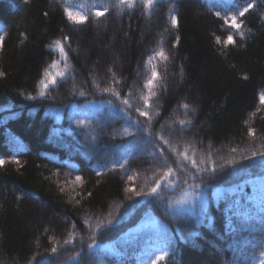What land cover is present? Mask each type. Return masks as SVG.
I'll return each mask as SVG.
<instances>
[{
	"label": "trees",
	"instance_id": "1",
	"mask_svg": "<svg viewBox=\"0 0 264 264\" xmlns=\"http://www.w3.org/2000/svg\"><path fill=\"white\" fill-rule=\"evenodd\" d=\"M238 2L157 0L147 15L139 3L121 11L117 0H0V264H149L166 243L160 264H253L264 244V192L246 181L264 176V157L248 158L264 152V0L238 21L243 37L221 18ZM103 5L109 12L97 17ZM66 10L87 22L74 23ZM229 34L235 45L225 43ZM57 40L70 67L40 96L45 70H65ZM160 49L169 59L153 61L161 77L153 119L132 111L129 121L103 89L115 73L114 90L143 108L147 60ZM136 120L163 156L145 142L147 131L132 127ZM160 132L178 151L187 148L198 170L156 141ZM165 158L175 188L129 191H150ZM185 191L204 193L203 208L179 215L167 207Z\"/></svg>",
	"mask_w": 264,
	"mask_h": 264
},
{
	"label": "snow or ice",
	"instance_id": "2",
	"mask_svg": "<svg viewBox=\"0 0 264 264\" xmlns=\"http://www.w3.org/2000/svg\"><path fill=\"white\" fill-rule=\"evenodd\" d=\"M157 0H117V3L113 5L114 7H118L121 11L124 9H134L137 5V3L141 4L143 8L145 9V14L151 15L152 9L154 5L156 4ZM255 2L254 0H239L238 3L233 4V11L230 16H224L221 17L223 20H225L226 23H228V26L230 28L236 29L237 34L241 37H243L244 33L242 31H239L242 25V21H240L241 18H243L246 13H248L251 9L255 8ZM103 10H97L95 12V15L97 17H103L109 12V6L103 5ZM68 19L73 21L76 24H83L87 22L88 17L85 15H82L78 12H73L71 10H66ZM217 16H220V13H216ZM172 23L173 25L177 24L176 17H172ZM65 39H68L65 37ZM3 37L0 36V45H2ZM217 43H220V38L217 37ZM228 45H235L236 41L233 39V36L229 34L227 36V39L225 41ZM55 48L58 49V51L61 53V55L64 57V69L65 70H57L55 74H53L49 70H45L43 78L39 81L40 84V96H45L48 93V90L50 87L54 88L57 85L58 79L64 80L67 76V69H69V65L67 63L68 60V53L65 51L64 44L62 41L57 40L54 44ZM157 58H159L161 61H167L169 59L168 55L165 53L163 49H160L159 51L154 52L151 56L148 57L147 60V66L150 69V76L146 79L145 83L143 84V88L141 91V95L139 99L143 102V108L141 107H134L128 98H121V93L114 90V84L119 83V81L115 80V73H113V81L112 84H110L108 87L104 88L103 91L110 93L117 101L120 102V104L123 105V108L121 111L124 113L125 116H127L128 120L131 121V113L132 111L139 113V116L147 118V120L150 122L153 117L150 115L148 109H151L152 104L151 101L153 97L156 96V87L157 81L161 79L160 74L157 70V65L153 63ZM60 61H54L50 67L52 69H59ZM111 71V69L109 70ZM4 73L0 72V76H3ZM79 95L83 96L85 95L84 92H80ZM129 96L132 95L131 92L128 94ZM30 99H35L36 97L31 96ZM261 103L264 104V93L260 96ZM185 110L189 109V105L183 104L181 105ZM85 117L87 116V113H84ZM77 125L80 127H87V123L85 119H78L76 121ZM181 126H183L186 122L180 121L179 122ZM132 127L136 128L138 131H147V138L146 143L151 144L153 148L156 149L157 152L160 153L161 156H163L164 149L160 147L159 143H153V134L151 131H148L145 129L142 125L140 120L132 121ZM163 129V126H162ZM125 134L127 135H133L129 129L123 130ZM249 134L253 137H255L256 132L255 129H249ZM155 140L161 142L164 145H168L169 149L173 152L177 153V156L182 157L185 161H188L193 168L198 170L197 161L192 157L188 155V149L185 148L182 152L178 151L176 147L169 145L168 139L165 138V135L163 132L157 133L155 135ZM232 151H236V149H233ZM260 156L264 157V152H253L252 157H248L249 159ZM18 162V161H17ZM5 163L4 160H0V165H3ZM125 164H127V159H124L122 162H118L117 164L113 165V169L116 167L124 168ZM184 171H187V169H184ZM212 171L215 172V167L212 168ZM162 174L160 175L159 179L156 180L155 185L151 187L150 191L147 192H137L135 187H132L129 189L131 192H135L136 195L140 196H155L159 195L161 191V185L163 184L166 188H175L176 184L175 181L177 180V174L176 171L167 164V159H164V163L161 168ZM98 175L100 173H97ZM192 179H195V177H191ZM76 182L82 181V177L76 176L75 177ZM258 182L261 187V191L264 192V176H260L257 178V181L249 180L246 181V183H256ZM184 183H187V181H184ZM193 187H198L197 185H193ZM91 195V193H89ZM230 194H220L217 193L218 198H227ZM192 196L191 193L185 191L183 196L170 204L167 205V207L172 208L176 214L182 215L186 209L184 206L191 203V201L188 199V197ZM201 208H203V199L202 197H199ZM111 223V221H109ZM99 229H97L98 231ZM74 239V238H73ZM73 242L72 239L66 240L65 243H71ZM170 246L166 243V247L159 250V254L155 256L154 259L149 260V264H160L161 261H165L169 257V252L167 251V247ZM90 248H96L97 245L95 243L89 245ZM52 252H56V248H52ZM253 264H264V244H262V247L260 251L256 254V258L253 260Z\"/></svg>",
	"mask_w": 264,
	"mask_h": 264
},
{
	"label": "rangeland",
	"instance_id": "3",
	"mask_svg": "<svg viewBox=\"0 0 264 264\" xmlns=\"http://www.w3.org/2000/svg\"><path fill=\"white\" fill-rule=\"evenodd\" d=\"M14 13H15L14 15H18L19 16L22 12H21V10H16ZM94 27H95V29H98V30L104 29L103 28L104 26H102V25H97V26H94ZM75 53L76 54L79 53V49L78 48L75 49ZM91 104H92V106L99 107L103 103L102 102H95V103H91ZM198 115H199V112H198ZM201 127H202V125H200L199 122H198V123L195 124L194 128L192 129V131L195 132L196 129L201 128ZM199 197H202L203 205L205 204V195H204V193H202V192L192 193V196L188 197V199L191 201V203L184 206L186 209H188L187 211L195 212L197 209H199L201 207V203H200ZM211 245L212 244L210 243L209 246L211 247V251L213 252L216 249H214Z\"/></svg>",
	"mask_w": 264,
	"mask_h": 264
}]
</instances>
